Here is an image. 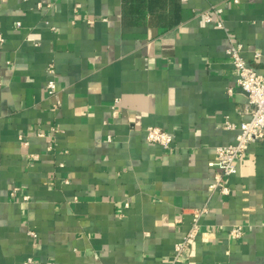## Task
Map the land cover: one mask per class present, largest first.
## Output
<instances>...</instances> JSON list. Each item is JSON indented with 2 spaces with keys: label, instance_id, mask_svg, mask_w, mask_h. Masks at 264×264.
Here are the masks:
<instances>
[{
  "label": "crops",
  "instance_id": "crops-1",
  "mask_svg": "<svg viewBox=\"0 0 264 264\" xmlns=\"http://www.w3.org/2000/svg\"><path fill=\"white\" fill-rule=\"evenodd\" d=\"M231 42L264 76V0H0V264H264V141L210 192L250 120ZM205 205L209 241L175 261Z\"/></svg>",
  "mask_w": 264,
  "mask_h": 264
},
{
  "label": "built area",
  "instance_id": "built-area-1",
  "mask_svg": "<svg viewBox=\"0 0 264 264\" xmlns=\"http://www.w3.org/2000/svg\"><path fill=\"white\" fill-rule=\"evenodd\" d=\"M241 1L224 0V3L239 4ZM223 13V7L214 6L210 10L201 13L200 16L206 23H215L222 28L224 27ZM242 50V43L231 42L227 53L237 74V84L248 97L246 113L250 115V120L241 123L239 126L227 122V127L230 130L237 131L238 134L234 144L216 148V159L209 164L211 168L217 170L214 182L210 186L211 195L218 193L222 196H229L231 194V189L226 184V179L238 173V162L246 154L250 145L264 141V76L246 63L242 57ZM256 56L260 57L261 54L257 53ZM50 73L52 78L47 83L48 95L55 97L58 94V86L54 75V67L50 68ZM231 92L230 90L229 93ZM146 139L149 143L156 144L164 150H170L174 142V137L169 132L153 126L146 129ZM14 191L16 192L17 189ZM15 192L13 196H15ZM208 210V206L205 205L193 211L192 224L189 231L175 245V261H181L188 257L192 251L193 243L199 237H202L205 242L209 241L210 233L204 232L202 225V219L208 213ZM29 234L33 239L38 238L35 232L30 231ZM230 234L234 239L241 240L245 236L244 227L234 226Z\"/></svg>",
  "mask_w": 264,
  "mask_h": 264
}]
</instances>
